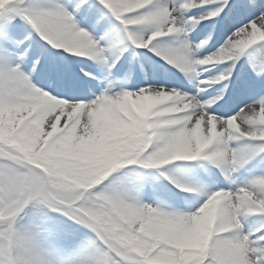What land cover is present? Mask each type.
<instances>
[{"label":"snow or ice","instance_id":"obj_1","mask_svg":"<svg viewBox=\"0 0 264 264\" xmlns=\"http://www.w3.org/2000/svg\"><path fill=\"white\" fill-rule=\"evenodd\" d=\"M0 264H264V0H0Z\"/></svg>","mask_w":264,"mask_h":264},{"label":"bare ground","instance_id":"obj_2","mask_svg":"<svg viewBox=\"0 0 264 264\" xmlns=\"http://www.w3.org/2000/svg\"><path fill=\"white\" fill-rule=\"evenodd\" d=\"M165 167H167V166H165ZM176 178H177V179H181V177H180L179 175H177Z\"/></svg>","mask_w":264,"mask_h":264}]
</instances>
